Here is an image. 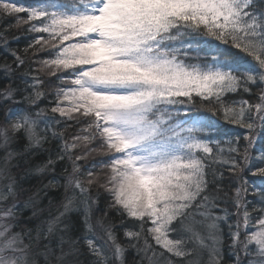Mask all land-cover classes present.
<instances>
[{
  "label": "snow or ice",
  "instance_id": "snow-or-ice-1",
  "mask_svg": "<svg viewBox=\"0 0 264 264\" xmlns=\"http://www.w3.org/2000/svg\"><path fill=\"white\" fill-rule=\"evenodd\" d=\"M8 16L40 35L3 39L0 264H264V0Z\"/></svg>",
  "mask_w": 264,
  "mask_h": 264
},
{
  "label": "trees",
  "instance_id": "trees-1",
  "mask_svg": "<svg viewBox=\"0 0 264 264\" xmlns=\"http://www.w3.org/2000/svg\"><path fill=\"white\" fill-rule=\"evenodd\" d=\"M17 3H28L29 0H15ZM20 16H23L24 14H19ZM16 16H8V17H2L0 18V33H3L4 36L0 38V63L4 62L5 58V50L3 47V39H7L8 45L11 49H15L19 51L21 54H23V49L32 41L34 36L40 35L36 33H28L26 31L27 25H21L20 27H9V25H13L15 22ZM39 56L41 58L48 57L49 52H41L39 53ZM9 63H11V57L8 58ZM41 78L45 81L51 79L55 80V77H47L46 75H41ZM0 81H2V74H0ZM3 84L0 83V87H2ZM47 89V85H45ZM44 103H47L45 101ZM0 117H2V114H0ZM231 127V126H226ZM71 131V130H70ZM243 131V130H240ZM260 145H257V148H259ZM256 149H253V154H255ZM82 164L85 162H81ZM88 163H91V160L88 161ZM47 203V201H45Z\"/></svg>",
  "mask_w": 264,
  "mask_h": 264
}]
</instances>
